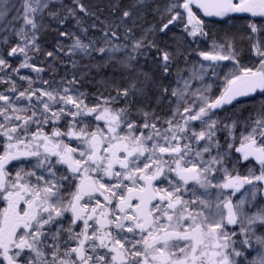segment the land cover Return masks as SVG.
<instances>
[{"label":"snow or ice","instance_id":"obj_1","mask_svg":"<svg viewBox=\"0 0 264 264\" xmlns=\"http://www.w3.org/2000/svg\"><path fill=\"white\" fill-rule=\"evenodd\" d=\"M193 6L260 19L217 38ZM0 33V264H264V104L235 111L264 96V0H0Z\"/></svg>","mask_w":264,"mask_h":264},{"label":"rangeland","instance_id":"obj_2","mask_svg":"<svg viewBox=\"0 0 264 264\" xmlns=\"http://www.w3.org/2000/svg\"><path fill=\"white\" fill-rule=\"evenodd\" d=\"M65 2L70 3V0H65ZM112 2H113V0H83V3L86 6H88L90 9L94 10L97 13V16L100 17V19H105V18L108 17V15H109V6H110V4ZM124 2L126 3L125 0H124ZM99 4L100 5H106V11L103 14H99L97 12V5H99ZM193 10L197 14V16L204 21V23L206 25V30L210 31V35H212L214 37H217V38L222 36V35H224L225 32H229V33H243L244 31L248 30L247 29V25H248V22L250 20H253V19H257L258 20V19H260V18H252V17H250L247 20L243 21V23H244L243 26L245 27L244 30H241L238 25H235L233 23H227V25H225V27L220 28L218 24L211 23V22H209V20L207 21L203 17L202 13L198 9H196L194 6H193ZM234 14H236V13H232L230 15H234ZM153 23H158V20H154ZM52 34H54V36H50ZM2 35H4V33H0V36H2ZM180 36H181V29L180 28H173L172 31L169 32L167 34V36H165L163 38L161 43L163 44V43L166 42L168 44H173L174 39H179ZM58 38L59 37H58V26H57V30H44V31H41V33L39 34V41L38 42L40 43L42 49L53 50L55 48V46H56V40ZM12 42L13 43L16 42L14 37L12 39ZM209 43H210V41H205V42H202L199 45L193 44V45H191V47H193V48H197L198 47L200 49L207 50ZM186 47H187V45H186ZM244 48H245V51H250V49L248 48L247 43L244 44ZM7 50H8L7 47H0V55H4L5 57H7ZM8 59H9V61L12 64L13 67L18 66L19 60H20L19 57H11V58H8ZM41 59H43V53H41ZM192 59L198 61L199 57L194 55L192 57ZM253 60L256 61V57L255 56H253ZM35 62L39 63V61H35ZM229 67H231L230 64H229ZM19 74H22V75H25V76H29V77H33L35 75V73H33L29 69H21ZM3 75H4V73L0 72V76H3ZM43 75L45 76V78H47L49 74L46 72ZM13 79H15L16 82L20 86H25V82L24 81H20L19 78H18V75H14ZM165 83H168V81H165ZM217 83H219V85L222 86V80H217ZM7 87H8L7 84H5V86H1V83H0V92H3L5 94H9L10 95V93L6 92ZM87 90L90 91L89 86H87ZM90 99H91V95H90ZM261 104H264V96H261L258 101H255V103L253 105L254 110L257 109ZM235 111L240 113V108H236ZM162 112H166V110H162ZM0 140H2V138H0ZM234 155H236V154L234 153ZM240 171L242 173H246L247 169L243 165H241L240 166Z\"/></svg>","mask_w":264,"mask_h":264},{"label":"flooded vegetation","instance_id":"obj_3","mask_svg":"<svg viewBox=\"0 0 264 264\" xmlns=\"http://www.w3.org/2000/svg\"><path fill=\"white\" fill-rule=\"evenodd\" d=\"M250 52V51H249ZM249 60H250V63H247L244 61V58L242 56V62L249 66V67H253L255 61L253 60V55L252 54H249V56H246ZM218 86H221L219 85V83H217L215 86H214V91L217 92L218 94ZM261 97L260 94H256V96H254L253 98L249 99V100H244L240 103H238L237 105V108H240V113L243 114V116H247L249 115V113H252L254 111V108H253V105L255 103V101H258L259 98ZM61 127H65V125H61ZM33 130H34V126H33ZM46 131L50 132L51 129H46ZM65 140L67 141V138L65 137ZM72 146H75L76 145V142L75 141H68ZM0 151H2V149H0ZM238 155V154H236ZM19 162H12V164H10L8 167L9 169H11V174L14 175L15 174V171L17 170L16 167H13V165H18ZM0 207H3V202L0 201Z\"/></svg>","mask_w":264,"mask_h":264},{"label":"trees","instance_id":"obj_4","mask_svg":"<svg viewBox=\"0 0 264 264\" xmlns=\"http://www.w3.org/2000/svg\"><path fill=\"white\" fill-rule=\"evenodd\" d=\"M125 1L127 2V0H125ZM105 11H106V5H100V4L97 5V12L99 14H103ZM248 18H250V17L239 16L237 14H234V15H230L229 17L225 18L224 20L216 19V20H212V21L209 20V22L214 23V24L215 23L218 24L220 28L225 27V25H227V23H233L235 25H238L241 30H244L245 27L243 26V24H244L243 21L247 20ZM86 19L88 20L89 23L92 22L91 18H86ZM67 27L69 30H71L72 25L69 24ZM246 31H248V30H246ZM246 31H244V32H246ZM50 36H54V34H52ZM249 54H251V52H249V51H244V54H243L244 61L247 63H250V60L246 57V56H249ZM254 66H256L255 63L253 65V67ZM1 86H5V83H1ZM88 86L90 88V91H94L92 85H88Z\"/></svg>","mask_w":264,"mask_h":264},{"label":"water","instance_id":"obj_5","mask_svg":"<svg viewBox=\"0 0 264 264\" xmlns=\"http://www.w3.org/2000/svg\"><path fill=\"white\" fill-rule=\"evenodd\" d=\"M197 9V8H196ZM201 13H202V15H203V12L200 10V9H198ZM238 15H240V16H249V17H251L250 15H248V14H246V13H237ZM203 17L205 18V19H207V20H210V21H212V20H216V19H218L217 17H206V16H204L203 15ZM256 96V95H255ZM251 98H253V97H241V98H239V102L238 103H240V102H242V101H244V100H249V99H251Z\"/></svg>","mask_w":264,"mask_h":264}]
</instances>
